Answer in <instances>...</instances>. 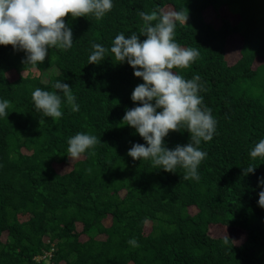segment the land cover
<instances>
[{
	"label": "trees",
	"instance_id": "1",
	"mask_svg": "<svg viewBox=\"0 0 264 264\" xmlns=\"http://www.w3.org/2000/svg\"><path fill=\"white\" fill-rule=\"evenodd\" d=\"M112 3L100 20L65 17L73 46L49 48L36 66L25 63L24 50L0 45V101L10 102L8 116H0V264H264V158L250 155L264 139V0ZM152 11L188 14L176 23L174 41L200 53L189 68L172 70L186 80L200 76L202 106L216 120L213 139L197 146L207 153L199 181L183 179L180 166L167 172L128 155L133 144L147 146L122 121L140 106L131 95L144 81L110 49L121 33L139 35V13ZM233 35L240 47L230 65ZM93 43L109 49L99 64L88 63ZM58 80L71 86L79 111L53 87ZM37 88L61 95L59 119L35 108ZM77 133L101 142L71 159L68 140ZM190 142L183 128L164 138L169 149ZM249 165L256 169L245 175ZM211 225L243 237L228 236L225 245L226 235L212 234Z\"/></svg>",
	"mask_w": 264,
	"mask_h": 264
},
{
	"label": "clouds",
	"instance_id": "2",
	"mask_svg": "<svg viewBox=\"0 0 264 264\" xmlns=\"http://www.w3.org/2000/svg\"><path fill=\"white\" fill-rule=\"evenodd\" d=\"M113 8L112 0H0V45H12L14 49L27 53L25 63L36 66L44 62L48 50L56 47L61 50L73 46V33L65 23L69 14L72 18L94 15L100 20ZM145 27L138 35L126 37L119 34L111 46V53L117 63H127L134 69V75L141 77L143 83L137 85L131 99L140 106L126 111L122 118L126 125L133 127L147 142L136 143L128 155L134 160H149L154 168L176 172L178 166L185 169L183 179L199 181L198 166L207 153L197 146L201 141H211L216 130V120L211 110L202 106L203 90L200 76L186 80L174 73V68L187 69L200 56L197 49L184 48L174 41L176 23H186L188 14L183 11L140 12ZM153 21H158L155 25ZM146 36V39H140ZM93 51L88 63H101L109 49L93 43ZM53 87L63 93V98L73 112L79 111L71 86L56 81ZM32 100L38 111L54 120L62 116V97L57 92L37 88ZM10 102L0 101V116L7 117ZM162 109V111H157ZM185 129L190 133L191 142L177 145L174 149L165 147L164 138L170 131ZM101 142L95 135L77 133L68 140V156L78 159L89 149ZM253 159L264 158V139L251 150ZM256 167L249 165L245 175L254 173ZM264 185V178H259ZM258 204L264 207V191L259 192ZM231 239L224 237L223 243ZM137 246L135 239L129 241Z\"/></svg>",
	"mask_w": 264,
	"mask_h": 264
},
{
	"label": "rangeland",
	"instance_id": "3",
	"mask_svg": "<svg viewBox=\"0 0 264 264\" xmlns=\"http://www.w3.org/2000/svg\"><path fill=\"white\" fill-rule=\"evenodd\" d=\"M204 16L211 18V19H213L215 17L211 11H206ZM216 25H218V24H216ZM239 47H240V41L236 35L231 36L227 40L225 51L227 52L226 60H227L228 64L231 65L235 62V60L238 56ZM228 54L230 56H228ZM209 231L212 234L218 235V236H225V235L230 236V237H232L234 242H239L243 237V234L241 232H239L235 229H231L228 227L221 226V225H211L209 227Z\"/></svg>",
	"mask_w": 264,
	"mask_h": 264
}]
</instances>
